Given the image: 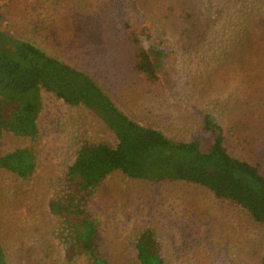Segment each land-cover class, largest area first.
Returning a JSON list of instances; mask_svg holds the SVG:
<instances>
[{"label":"rangeland","instance_id":"1","mask_svg":"<svg viewBox=\"0 0 264 264\" xmlns=\"http://www.w3.org/2000/svg\"><path fill=\"white\" fill-rule=\"evenodd\" d=\"M130 32L157 65L153 82L127 72ZM2 36L105 82L119 110L173 141L191 138L210 114L227 152L264 174V0H0ZM40 97L35 139L0 134V154L36 155L23 181L0 169V264H88L60 242L69 231L45 203L81 144L113 138L82 107ZM92 190L83 211L109 264H135L144 232L164 264H260L264 255V227L199 187L113 172Z\"/></svg>","mask_w":264,"mask_h":264},{"label":"trees","instance_id":"2","mask_svg":"<svg viewBox=\"0 0 264 264\" xmlns=\"http://www.w3.org/2000/svg\"><path fill=\"white\" fill-rule=\"evenodd\" d=\"M126 42L121 56L130 62L129 67L125 60L127 72L132 69L146 82H153L157 65L133 32L127 34ZM97 80L29 43L0 38V134L35 139L40 93L45 92L65 106L82 107L113 138L112 145L81 144L61 176L63 186L55 187L58 197L47 199L46 212L59 217L65 232L69 231L66 237L59 236L60 242L84 255L88 264H109L98 252L96 223L83 208L92 189L113 172L142 182L179 181L199 187L215 200L242 208L264 227V174L257 164L227 152L223 130L210 114L201 116L191 138L173 141L125 115L106 93V83ZM35 159L30 147L16 149L0 154V169L23 181L36 167ZM8 210V216L16 214ZM133 248L135 264H164L150 232L136 238Z\"/></svg>","mask_w":264,"mask_h":264}]
</instances>
